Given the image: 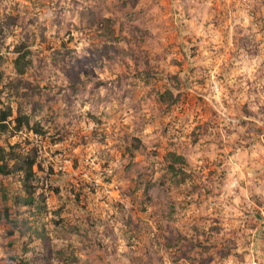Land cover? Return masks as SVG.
I'll return each instance as SVG.
<instances>
[{"label": "rangeland", "instance_id": "374dc122", "mask_svg": "<svg viewBox=\"0 0 264 264\" xmlns=\"http://www.w3.org/2000/svg\"><path fill=\"white\" fill-rule=\"evenodd\" d=\"M8 17L0 107L16 109L8 83L29 45L25 78L37 90L26 110L45 133L0 131V144H40L54 171L48 214L0 225V264L36 251L65 264L61 246L74 254L68 264H191L171 261L166 238L203 239L212 224L233 253L211 264H264V0H0ZM175 73L183 95L167 109L156 91ZM170 150L191 175L178 186L164 181ZM1 184L21 191L16 178ZM13 205L14 217L25 209ZM59 219L87 235L63 232ZM44 224V239L31 232Z\"/></svg>", "mask_w": 264, "mask_h": 264}, {"label": "trees", "instance_id": "16d2710c", "mask_svg": "<svg viewBox=\"0 0 264 264\" xmlns=\"http://www.w3.org/2000/svg\"><path fill=\"white\" fill-rule=\"evenodd\" d=\"M90 14L92 16L91 24H95V14L93 11H91ZM13 22L14 18L12 17H8L5 21L0 19V34L3 33L6 28H9ZM136 29L142 32L139 27H136ZM31 52V47L24 44L14 59L16 76L9 81L8 86L11 89L12 96L19 99L16 109L11 103H7L3 107H0V131L2 133H7L8 135L10 134L11 136L18 133L27 134L28 131L31 133L33 132L36 135L45 133L40 122H32L31 114L26 110V106L31 101L32 95L34 94L33 90H37V86L33 85L25 78L26 73L34 63L30 56ZM2 61L3 58L0 55V63H2ZM167 84L168 85L164 90H157L156 95L160 104L166 106L168 109L181 101L183 95L182 79L177 73L171 74L167 77ZM196 128L199 129L201 134L206 132V128L203 125H198ZM22 142L23 141H16L10 143L9 141L6 145L0 144V175L3 177L16 178L20 182L21 190L10 196L8 190L1 184L0 225L11 224L15 227L16 225L19 226L20 223L25 225L29 220L28 215L24 216L26 212H29L30 215L40 214L41 216L48 214L46 198L48 192L44 191V183L45 179H48L49 174L53 173V166L45 165V159H43L42 155V146L40 144L36 145L31 143V148L25 151ZM140 143L141 140L139 138L135 137L133 139L131 145L133 151L140 148ZM164 160L167 164V171L163 175L165 182L169 181L171 184L178 186L191 176L184 166L187 162L185 155L170 150L164 155ZM45 171L46 174L44 175ZM55 189L57 191L59 190L58 187H55ZM9 200H12V203L14 204L13 206L16 208L17 206L20 208L25 207L21 213L20 211L17 213L18 209L15 210L16 217L12 215L14 211L12 209V203L11 205L7 203ZM54 212L55 214L60 215L59 210ZM54 222L56 224H61L60 227L63 228L61 229L63 232L70 231L80 233L84 236L87 235V229H85L86 232L83 231L84 226L74 223L73 225H70L69 229L67 227L68 225L65 227L63 226L62 222H65L63 219ZM34 228L35 227L31 228V232L33 229V232H36L38 237L44 239L46 234L45 224L40 229ZM197 230L198 228L196 227V234ZM219 231L220 226L218 224H212L206 231L201 233L203 239H201L199 235H197V237L196 235L188 236L183 234H176L172 235L170 238H166L165 247L167 249H173L170 253L171 261L179 262L184 259L191 264H211L216 258L224 259L230 256L233 253V247L228 243L220 245V241L218 240L220 238H217V235H215L219 234ZM13 232L14 230H12V233ZM100 242L101 241H99V243ZM56 250V256L60 262L68 264L72 259H75L74 254H71L63 246ZM138 259L139 262H143L142 264H147V262L142 261L140 257ZM51 261L50 251H36V254L34 253L32 257L15 259V261L12 260L6 264H52Z\"/></svg>", "mask_w": 264, "mask_h": 264}, {"label": "built area", "instance_id": "2783aa9c", "mask_svg": "<svg viewBox=\"0 0 264 264\" xmlns=\"http://www.w3.org/2000/svg\"><path fill=\"white\" fill-rule=\"evenodd\" d=\"M46 187H47V185H44V190L47 192V188H46ZM47 195H48V194H47ZM253 264H258L257 260L254 259V260H253Z\"/></svg>", "mask_w": 264, "mask_h": 264}, {"label": "clouds", "instance_id": "9594fccd", "mask_svg": "<svg viewBox=\"0 0 264 264\" xmlns=\"http://www.w3.org/2000/svg\"><path fill=\"white\" fill-rule=\"evenodd\" d=\"M45 191V190H44ZM46 192V191H45Z\"/></svg>", "mask_w": 264, "mask_h": 264}]
</instances>
